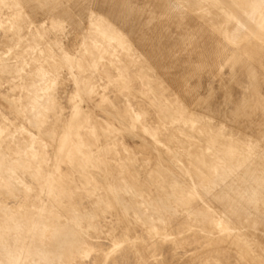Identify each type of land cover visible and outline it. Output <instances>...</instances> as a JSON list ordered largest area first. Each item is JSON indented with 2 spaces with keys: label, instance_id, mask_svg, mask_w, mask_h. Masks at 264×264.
Returning a JSON list of instances; mask_svg holds the SVG:
<instances>
[{
  "label": "bare ground",
  "instance_id": "bare-ground-1",
  "mask_svg": "<svg viewBox=\"0 0 264 264\" xmlns=\"http://www.w3.org/2000/svg\"><path fill=\"white\" fill-rule=\"evenodd\" d=\"M0 100V264H264V0H0Z\"/></svg>",
  "mask_w": 264,
  "mask_h": 264
},
{
  "label": "rangeland",
  "instance_id": "rangeland-1",
  "mask_svg": "<svg viewBox=\"0 0 264 264\" xmlns=\"http://www.w3.org/2000/svg\"><path fill=\"white\" fill-rule=\"evenodd\" d=\"M77 38L78 37L74 33H72V34L70 33V34L66 35V37H65L66 44H67V46L68 45L71 46L68 48V50L74 51V49L77 46L78 40H79ZM69 39L71 40V42ZM63 61L64 60L62 59V62ZM64 63L65 62H63V64ZM66 65L63 66V69H66ZM66 72L67 71L65 70V73L63 75H61V77H60L61 78L60 85L63 89H66V87H68L71 83H73L72 76H69L68 74H66ZM135 82H137V81H135ZM82 96H83V100L81 101V103H82V106L84 108H87V107L91 108V110L97 115H106L104 113V111L106 108L107 109L109 108L108 106H105V107L104 106H102V107L98 106L85 93H82ZM145 107H146V109L147 108L150 109V110H145L146 113H149L148 111H151L152 106L150 104H145ZM0 109H2L4 112H6L9 116L14 117L13 107L9 102L0 100ZM143 109H145V108H143ZM130 129H131V132H124L123 133V136H122L123 142H125L128 145H130L131 147H133L134 151L139 150V152H141V153H139L138 155H144V154H148V153H149V155H151V153L148 149V146L146 144H143L142 138L138 135V133H141V131L137 128L132 129V127Z\"/></svg>",
  "mask_w": 264,
  "mask_h": 264
}]
</instances>
